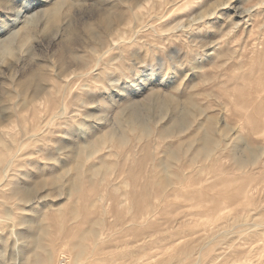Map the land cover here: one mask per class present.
Wrapping results in <instances>:
<instances>
[{"label": "rangeland", "instance_id": "rangeland-1", "mask_svg": "<svg viewBox=\"0 0 264 264\" xmlns=\"http://www.w3.org/2000/svg\"><path fill=\"white\" fill-rule=\"evenodd\" d=\"M59 263L264 264V0H0V264Z\"/></svg>", "mask_w": 264, "mask_h": 264}, {"label": "bare ground", "instance_id": "bare-ground-1", "mask_svg": "<svg viewBox=\"0 0 264 264\" xmlns=\"http://www.w3.org/2000/svg\"><path fill=\"white\" fill-rule=\"evenodd\" d=\"M59 1H60V0H59ZM61 2H62V0H61ZM7 3H8V2H7ZM11 5H12V4H11ZM3 6H4V7H3V8H4L3 12H7V11L10 12V9H11V6H10V5H6V4H5V5H3ZM12 7H13V6H12ZM13 8H14V7H13ZM13 8H12V9H13ZM56 8H57V7H56ZM15 9H16V8H15ZM13 10H14V9H13ZM51 10H52V9H51ZM20 11H21V10H20ZM1 12H2V11H1ZM16 12H17V11H16ZM43 12H44V11H43ZM52 12H53V11H52ZM52 12H51V13H52ZM51 13H50V14H51ZM42 14H43V13H42ZM10 15H11V14H10ZM4 16H5V15H4ZM13 16H14V15H13ZM12 18H13V17H12ZM16 19H17V18H16ZM2 26H3V25H2ZM59 264H60V263H59Z\"/></svg>", "mask_w": 264, "mask_h": 264}, {"label": "built area", "instance_id": "built-area-1", "mask_svg": "<svg viewBox=\"0 0 264 264\" xmlns=\"http://www.w3.org/2000/svg\"><path fill=\"white\" fill-rule=\"evenodd\" d=\"M61 264V263H60Z\"/></svg>", "mask_w": 264, "mask_h": 264}]
</instances>
